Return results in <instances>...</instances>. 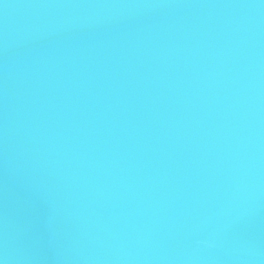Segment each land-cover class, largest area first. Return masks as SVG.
Masks as SVG:
<instances>
[{
	"label": "water",
	"instance_id": "1",
	"mask_svg": "<svg viewBox=\"0 0 264 264\" xmlns=\"http://www.w3.org/2000/svg\"><path fill=\"white\" fill-rule=\"evenodd\" d=\"M0 264H264V0H0Z\"/></svg>",
	"mask_w": 264,
	"mask_h": 264
}]
</instances>
